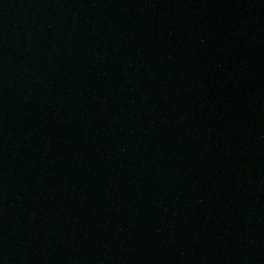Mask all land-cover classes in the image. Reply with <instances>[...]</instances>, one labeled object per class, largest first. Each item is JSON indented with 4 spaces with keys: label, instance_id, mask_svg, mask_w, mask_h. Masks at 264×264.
Masks as SVG:
<instances>
[{
    "label": "water",
    "instance_id": "obj_1",
    "mask_svg": "<svg viewBox=\"0 0 264 264\" xmlns=\"http://www.w3.org/2000/svg\"><path fill=\"white\" fill-rule=\"evenodd\" d=\"M0 264H264V0H0Z\"/></svg>",
    "mask_w": 264,
    "mask_h": 264
}]
</instances>
